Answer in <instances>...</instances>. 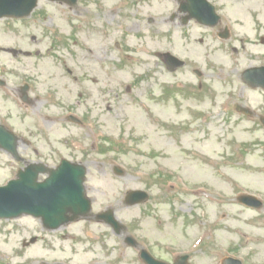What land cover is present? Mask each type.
I'll list each match as a JSON object with an SVG mask.
<instances>
[{"label": "rangeland", "instance_id": "374dc122", "mask_svg": "<svg viewBox=\"0 0 264 264\" xmlns=\"http://www.w3.org/2000/svg\"><path fill=\"white\" fill-rule=\"evenodd\" d=\"M112 1L114 0H108L107 3L111 4ZM116 1L119 4L121 0ZM259 5H264V0H259ZM141 6L135 3L130 13L127 24L129 31L125 32L127 37L124 38L125 43L121 44V49H128L127 53L120 50L118 56L101 62L88 57L86 63L82 62L80 65L79 50L82 51V56H85L83 48H92L91 51L98 59L100 45L98 47L83 44L81 29L77 24L71 26L72 29L76 28L72 30V36L65 39V46L59 44L64 39L62 35L71 31L65 22L67 13L62 5L39 0L29 17L0 20V49H5L0 52V76L12 89L19 88L25 80L33 79L31 95H38L40 111L45 109L48 112L50 109L44 100L48 92L51 98L64 97V100L70 103L67 97L77 98L82 89L84 94L87 93L86 97L90 103L102 101V143L100 144L99 136L94 134L91 138L71 137L72 140L68 143L72 153L70 157L84 162L89 172L91 171L86 186L89 187L88 191L92 190L89 194L96 195V202L93 204L95 211H100L106 206L114 207L116 215L124 223H127L132 215L141 214L142 205L125 207L122 204L123 196L131 189L149 187L153 194L152 202H157L159 190L147 176L152 167L159 166L166 172H160V175H165L159 180L163 192L169 181L176 183L177 198L182 205L185 199L181 195L184 184L199 189V195L202 192L207 195L212 193L214 198L212 201L196 200L193 204L195 214L192 219H186L187 212L177 204L169 206L165 203L158 206L155 213L164 215V210L172 207L175 218L171 213L166 217L162 216L161 219L166 224L160 226H156L155 222L151 223V219L146 220L142 229L146 241L156 239L161 246L174 244L178 247L187 242L185 233L188 232L187 246L193 242V249H196V246L198 249L193 253L190 264H219L226 256L238 258L242 264H264V205L263 209L255 211L238 204L234 198L235 194L246 192L256 194L264 202V128L248 130L249 126L242 122L224 124L216 117L209 118L208 123L204 120L208 112L221 117L219 103L210 106L209 99L196 105L190 97L175 94L169 97L165 107H160L158 104H151L147 98L149 94L154 95L161 85L176 87L195 82V85L201 86L204 83L218 89L220 83L228 80L225 70L228 74L234 64L224 58L211 57V67L206 68L201 50L199 54L190 52L186 58L184 52L190 45L186 46L184 40H179L181 45L178 47V42L174 39L176 45L173 51H177L179 54L176 55L188 63L174 73L165 70L156 56L147 53L154 42L151 37L148 38L151 41L147 39L146 42L143 24L147 23H142L139 19L149 16L157 20L160 14L158 11H151L144 16L139 15ZM172 8L173 4L167 2L165 14L168 15ZM89 9L91 10L90 7ZM228 13L235 23L238 19L247 25L242 11L234 10ZM107 18L110 19V16ZM139 24L140 29L137 28ZM150 27L151 30L168 28L158 27L157 23ZM235 27L237 31L245 32L246 27L242 28L237 24ZM188 34L190 35L185 32V36ZM115 37V41H120L121 32L116 33ZM236 42L237 40L233 41ZM163 46L165 49L171 48L169 42ZM214 48L218 50L217 53L223 51L216 44ZM73 51H76L75 55ZM79 65L83 76L78 72ZM94 66L102 70V76L86 75L89 70L95 71ZM197 67L201 69L200 77L192 70ZM2 70L5 71L3 74ZM95 78L98 89L96 96L88 88V84ZM4 98L1 99L0 93V103H12L11 99ZM111 98L114 100H110ZM74 106L75 104H72V108ZM8 107L11 113L2 122L14 128V106ZM107 107H110V110H107ZM149 108L160 120L164 119L165 123L174 127L175 137L168 132L153 131L152 126L157 122L155 116L153 119L146 116ZM72 110L79 111L78 108ZM39 126L47 127L49 133L43 136L53 139L56 145L54 150L61 151L59 156L54 157L55 162L62 155H68L65 148L59 146L69 134L63 129L62 122H57L51 129L44 122H40ZM228 130H231L229 134ZM78 133L85 132L73 126V134L70 135ZM46 141L50 143L49 140ZM112 141L120 142L125 147L116 153ZM94 142L102 146L101 153L94 149ZM153 151L159 153L152 156ZM2 163L8 162L0 152V178L4 181L10 176V171L3 173L5 167L1 166ZM100 165L106 170L112 165H118L125 174L118 177L103 171L102 178L96 179L95 168ZM115 197L120 200L116 205L113 204ZM187 199L192 198L188 196ZM175 213H179V216L176 217ZM190 221L192 226L186 227ZM102 229V226L98 228L95 224L88 227V224L74 223L50 232L43 230L37 220L27 216L0 221V264H86L88 256L81 254L85 243L79 240L85 238L96 241V236L101 235ZM122 236H118L119 241ZM95 247L97 250L99 245ZM183 248L187 251L190 249L186 246ZM173 250L168 247L166 257L169 258ZM117 255L118 264H132V252L122 243H119Z\"/></svg>", "mask_w": 264, "mask_h": 264}, {"label": "flooded vegetation", "instance_id": "af4514ba", "mask_svg": "<svg viewBox=\"0 0 264 264\" xmlns=\"http://www.w3.org/2000/svg\"><path fill=\"white\" fill-rule=\"evenodd\" d=\"M210 2L216 12L218 13L219 19L215 26L200 24L197 19H193L186 26L182 24V19L184 15H178L177 17L170 18L165 13L167 11V2L172 3L175 10L178 7L179 0H121L118 4L116 0L112 1L111 4H108V0H76V4L73 6L65 4L66 12L70 15V19L67 21V26H75L76 24L81 29L82 41L85 44L91 46L100 45V55L104 56L105 59H112L115 55L116 50L113 46L119 51L121 45L115 39V34L121 32V41L124 42V38L127 37L125 32L129 31L127 24L129 23L130 13L136 3L137 6L142 5L139 11V15L143 16L147 12L158 11L160 16L157 18L146 17L145 19L139 18L143 23L146 21L147 24H143L144 38L147 42L148 38H153L152 51L155 49H161V46L168 38L175 39L177 42L179 40H186L187 44L191 45L192 53L199 54L200 50L202 51V57L204 62L210 61L211 57L214 59H220L224 56L225 60L232 61L234 66L231 67L228 71L229 79L225 85V91L221 92L220 95L223 97V107L224 111V122L229 124L232 122L246 123L251 126H261L264 122V84L261 86L253 87L248 84V78L259 76L264 82V5H259V0H207ZM193 8L198 10V1L192 2ZM114 6V7H111ZM91 8V10L89 9ZM234 10H240L244 13V16L248 19L247 25L245 26L244 22H237L236 24L242 28L246 27L245 32H239L236 30L235 23L232 22V19L228 12ZM137 11V13H138ZM141 11V12H140ZM228 11V12H227ZM93 12V13H92ZM234 13V12H233ZM238 13V12H237ZM240 13V12H239ZM110 16V19L107 17ZM211 19V16H207ZM119 22V24H118ZM250 22L252 27H250ZM157 23L158 27L168 26L167 29L156 28V30H151V25ZM193 25V27H192ZM140 24L137 25V28L140 29ZM134 27V26H133ZM189 28L191 31H189ZM71 31L67 32L68 36L72 33V28H69ZM68 29V30H69ZM185 32H189L185 36ZM226 36V39L222 37ZM151 41L150 39H148ZM234 40H237L236 43H233ZM175 44L174 40L170 42L173 46ZM238 45H234L237 44ZM214 44L217 47H221L223 51L217 53L218 50L214 48ZM185 46V45H182ZM238 46L239 48H237ZM174 47V46H173ZM178 47H180L178 43ZM189 50L186 49L185 52ZM151 50H148L147 53L150 54ZM73 56V53L71 51ZM80 65L81 63H86L88 56L85 52V56H80ZM78 72L83 76V72L80 70ZM259 68L255 71L252 69ZM2 74L5 72L1 71ZM227 70H225V73ZM101 75L99 72L94 70H89L86 75ZM80 76V75H79ZM1 77V76H0ZM232 78V79H231ZM5 82V81H4ZM33 79L26 81L28 88L27 100L22 101V88L13 87L10 88L7 85V82L4 83V90L2 92L1 99L9 98L12 103L1 102L0 103V122L7 119V116L11 113L9 111L10 107L8 105H15V122L16 127L13 128L16 135V149L18 157L15 159L16 171L19 173L24 170L26 166L32 163H49V160H53V155L55 153L54 140L43 136L48 132L47 127L44 126L40 128L39 121H43L44 124L49 126V129L53 127L57 122H62L63 129L69 134L64 139L63 143H60L61 148H65L67 151V157L69 160L75 161L70 157V147L68 146L71 137H82L85 136L91 138L89 133H78L73 134V126L76 124L66 122V116L70 111L65 108L63 101H57L58 99L53 98L50 101V94L47 93L45 97V102L48 104V112L40 111L38 107V95H31V88L33 86ZM92 86L96 87V78L91 82ZM15 92V94H14ZM94 101H96L94 99ZM14 102V103H13ZM23 102V103H22ZM101 103H90L89 98H83V102L80 104V113H73L77 116L79 121H81L82 127L90 125L95 127V130L100 132L102 130V111ZM57 109V110H56ZM53 111L56 112L53 113ZM67 115L65 116V114ZM55 114V116L53 115ZM65 117H59V116ZM72 129H69V128ZM90 127V131L91 130ZM83 129V128H82ZM231 132V130H228ZM97 135V134H94ZM46 140H49L48 143ZM94 149L99 151V147L94 142ZM84 163V162H83ZM48 166V165H46ZM55 167V166H49ZM154 169L158 166L152 167ZM97 171L96 178H101L104 167L102 165L95 168ZM89 173V171H88ZM151 177V176H150ZM44 176H39L37 179H43ZM158 186V184H157ZM159 187V186H158ZM151 189V188H149ZM161 188L157 193V202H160ZM173 190V189H171ZM188 194V193H187ZM149 204H145V210H152L151 206L156 207L157 203L152 202L153 198L148 199ZM118 199L115 200L114 204H117ZM187 203V202H186ZM192 203L191 206H188V211H190L188 218L192 217ZM180 207V206H179ZM176 217L179 216V213H175ZM174 216V215H173ZM175 217V216H174ZM182 218V216H181ZM187 218V219H188ZM148 219H151V223L155 222L156 226L165 225L161 219H156V215L151 214H142L135 216L133 215L129 219V223L125 226L126 230L128 229V235L132 236L133 244L129 247L132 251L131 260L135 264H144L140 256L141 249H145L151 255H154L157 259L166 258L167 246H161L156 239H153L151 242H148L144 239L146 236L142 233L144 222ZM172 217H169L171 220ZM83 224H88V227H91L92 224H95L94 220L82 221ZM192 221L186 226L191 227ZM107 229L103 231L98 236H96V241L90 239L85 240L88 248L85 249L84 253L91 255L90 262L88 264H117V249L119 243H125V237H120L118 239V232L114 231L111 227L106 225ZM91 238V237H90ZM82 242V240H80ZM186 241L188 239L186 237ZM187 242H184L180 246L170 247L174 250H177L181 247H187ZM99 245V248L96 250V245ZM190 247L193 248V242L190 243ZM184 249V248H181ZM197 250V246H196ZM179 253H182L180 251ZM190 258V257H189ZM174 256L170 257L166 261H173Z\"/></svg>", "mask_w": 264, "mask_h": 264}, {"label": "water", "instance_id": "95a60500", "mask_svg": "<svg viewBox=\"0 0 264 264\" xmlns=\"http://www.w3.org/2000/svg\"><path fill=\"white\" fill-rule=\"evenodd\" d=\"M36 0H0V18L4 16L25 17L35 6ZM70 176V177H68ZM83 169L78 167L70 171H59L55 178L45 184L35 186L27 193H20L16 187L0 188V216H18L31 213L41 216L44 224L50 228L72 220L89 211L88 200L84 196ZM141 191L128 193V203L144 198ZM246 202H254L252 197L243 198ZM255 203L259 206L260 203ZM70 212L72 217L66 216ZM227 261H230L227 260Z\"/></svg>", "mask_w": 264, "mask_h": 264}]
</instances>
